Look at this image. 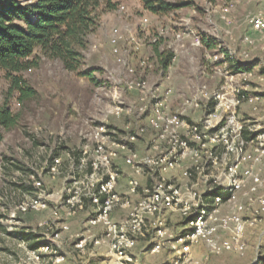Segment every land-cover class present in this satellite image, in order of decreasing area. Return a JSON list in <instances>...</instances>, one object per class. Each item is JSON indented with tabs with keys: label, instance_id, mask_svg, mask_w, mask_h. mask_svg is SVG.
<instances>
[{
	"label": "rangeland",
	"instance_id": "obj_1",
	"mask_svg": "<svg viewBox=\"0 0 264 264\" xmlns=\"http://www.w3.org/2000/svg\"><path fill=\"white\" fill-rule=\"evenodd\" d=\"M160 1L176 7L155 13L145 7V0H113L117 7L102 14L84 52L81 71L94 70V80L66 70L61 61L38 51V65L22 74L35 95L21 100L18 91L10 94L11 84L0 70V107L7 101L17 118L10 129L0 126V264H54L50 255L40 259L32 256L29 244L34 241L50 243L64 256L71 249V241L62 235L54 238L64 224L53 213H71L67 199L76 187L85 193L93 163L98 161L97 126L104 124L111 133V138L105 139L107 150L116 149L113 141L125 142L129 133L145 128L137 141H148L150 152H138L144 157L154 154L151 145L156 132L147 120L154 96L165 99L167 112L201 122L212 101L222 102L223 107L231 105L238 90L264 95V39L254 37L251 47L243 41L248 14L258 9L254 5L257 0H226L233 3L228 20L222 17L219 0ZM115 29L120 34L116 52L111 43ZM204 40L214 41L215 46L209 48ZM227 49L242 62L246 60L244 52L248 53V62L223 60ZM169 52L174 58L165 68L162 58ZM242 64L253 66L251 75L239 68ZM137 79L146 83V94L129 89V82ZM235 109L236 117L250 120L252 129L264 128V112L259 108L242 102ZM230 111L220 109L212 124ZM212 145L209 142L206 147ZM129 155V151H120L111 165L115 167L116 158L125 161ZM56 158L60 164L53 174L50 168ZM191 161L183 159L172 172L183 178V168ZM224 170L223 162L216 167L207 164L201 174L193 172L191 179L199 182L193 190L202 194L214 179L225 182ZM95 171L96 177L103 178L106 167L99 164ZM172 172L168 177L180 181ZM134 174L140 181V174ZM152 174L154 183L158 176ZM39 197L45 207L21 211V205ZM260 226L250 240L246 232L247 249L243 255L233 253V264H258L264 258V221ZM25 234L29 240L23 239ZM206 254L210 259L223 255ZM210 261L206 264H217Z\"/></svg>",
	"mask_w": 264,
	"mask_h": 264
},
{
	"label": "built area",
	"instance_id": "obj_2",
	"mask_svg": "<svg viewBox=\"0 0 264 264\" xmlns=\"http://www.w3.org/2000/svg\"><path fill=\"white\" fill-rule=\"evenodd\" d=\"M222 2V17L227 19L233 3L226 0ZM260 7L248 14V23L259 39H264V0H257ZM228 20V19H227ZM146 20H143V22ZM119 30L115 29L111 37L114 51H117L116 43L119 39ZM132 41L138 45L134 37ZM244 44L251 47L256 39L247 34ZM248 53L244 52L245 61L236 59L232 50L224 51L223 60L233 62H248ZM223 57V58H224ZM251 75V71H245ZM130 90H138L146 94V83L143 80L129 82ZM237 97L231 105L216 103L214 110L201 122H192L179 114L169 113L165 110V99L154 96L148 117V126L156 132L151 147L154 154L140 156L134 148V144L146 131L141 128L135 133H129L126 141H113L116 149L107 150L105 139L111 138L104 124L96 127L94 138L96 140L95 152L98 161H94V171L85 185V193L79 192L76 187L67 202L71 213L85 211L87 200L95 207V214L88 221L86 234L81 235L75 247L84 251L89 243L94 245L106 244L110 250L123 260V264H132V251L136 247L138 237L145 234L146 219L153 217L152 226L155 230V242L151 252L159 253L169 249L174 254L172 264H206L205 261H197L192 256L193 246L204 243L213 254L232 252L243 255L247 249L245 235L247 229H254L264 221V128L252 129L248 124L250 120L236 117V107L242 102H247L255 109L264 112V95H249L245 91H237ZM220 98V95H218ZM147 108V106H146ZM231 110L230 114L217 121L214 126L213 118H217L219 110ZM142 111H146L145 107ZM118 113V112H117ZM252 135L250 140L244 134ZM211 142V148L207 143ZM120 151H129L125 163L134 169L137 174H142L145 169L156 173L158 180L152 186L143 189L141 199L131 204L124 201L117 191V183L120 176L118 169L111 165V160L118 156ZM192 159L189 166L183 168V178L180 181L168 177L181 165L183 159ZM205 162L203 163V159ZM50 168L51 173H56L60 159L56 158ZM225 164L226 181L218 182L214 179L206 184L202 194H198L193 188L199 184L191 179L193 172L201 174L207 164L212 167ZM99 164L106 167L103 178L96 177L95 171ZM42 186L41 182L37 183ZM132 191H137L140 181L137 178L130 179ZM215 190L220 193L213 194ZM246 197L247 201L243 202ZM118 206L129 208V218L125 223L118 224L113 221L111 213ZM45 207L40 197L32 199L21 205L22 212L30 209L38 210ZM163 211L180 212L187 230L184 234L176 235L167 228ZM98 225L105 227V233L101 237H94L92 228ZM54 234V238L60 237L62 231ZM224 233H228L225 237ZM224 235V236H223ZM34 258L50 255L54 258V264H63L65 257L60 255L52 244L43 245L32 249Z\"/></svg>",
	"mask_w": 264,
	"mask_h": 264
},
{
	"label": "trees",
	"instance_id": "obj_3",
	"mask_svg": "<svg viewBox=\"0 0 264 264\" xmlns=\"http://www.w3.org/2000/svg\"><path fill=\"white\" fill-rule=\"evenodd\" d=\"M116 7L113 0H0V70L11 84L10 94L18 91L21 100L34 97L35 91L22 74L38 65V55H35L38 51L61 61L66 70L94 80V70L81 71L84 52L102 14ZM145 7L159 13L176 6L160 0H145ZM204 42L209 48L215 46L214 41ZM173 58L174 53L169 52L162 58L163 66L168 68ZM239 68L251 71L253 66L242 64ZM215 105V101L210 103L208 113ZM16 123L17 118L6 101L0 107V126L10 129ZM252 136L244 134L247 140ZM218 193V190L213 192ZM258 264H264V258Z\"/></svg>",
	"mask_w": 264,
	"mask_h": 264
},
{
	"label": "crops",
	"instance_id": "obj_4",
	"mask_svg": "<svg viewBox=\"0 0 264 264\" xmlns=\"http://www.w3.org/2000/svg\"><path fill=\"white\" fill-rule=\"evenodd\" d=\"M257 8L260 7V3L257 2L254 4ZM256 8V9H257ZM247 34L257 37L258 34L252 31L250 26L247 28ZM148 120V119H147ZM134 148L141 153V155L148 154L150 148L148 141H139L136 142ZM114 166L119 170L120 176L117 183V191L121 195L124 201H129L131 204L138 202L142 197L143 189L146 186H152L153 178L152 172L148 169H145L142 174H140V186L137 191H132L129 185L130 179L136 178L135 172L129 169V166L121 158H116L114 160ZM114 167V168H115ZM171 176L177 177L176 172H172ZM178 179H182L181 176H178ZM95 207L87 200V209L80 213H53L55 218H61L60 223L67 225L68 229L62 231L61 235L63 238H66L68 241H71V249L66 252L65 261L63 264H123L118 256H116L111 250L110 247L106 244L94 245L89 243L84 251L76 249L75 244L78 242L81 235L86 234L88 228L89 219L95 214ZM113 221L118 224L125 223L129 218V208L118 206L111 213ZM162 217L165 219L167 228L172 231L174 234H184L187 230V224L185 223L182 215L176 211H163ZM154 218L147 217L146 219V229L143 236L138 237L136 247L132 251L133 262L132 264H172L174 260V254L169 249H164L159 253H152L150 250L153 243L155 242V230L152 226ZM43 222H39L41 225ZM260 227L258 226L254 229L247 231V238L252 239V234L256 233ZM28 233V232H27ZM92 235L94 237H101L105 233V227L103 225H98L92 228ZM225 236H228V233H224ZM25 240H29V235L25 234L23 236ZM38 240V238H37ZM42 241H34L29 244V247L33 249V245L41 247L43 244ZM46 244H49L46 242ZM209 251L204 243H199L192 248V256L197 261H205L207 263L217 262V264H233L232 257L234 256L232 252H223L221 256H213L210 259V256L206 254Z\"/></svg>",
	"mask_w": 264,
	"mask_h": 264
}]
</instances>
